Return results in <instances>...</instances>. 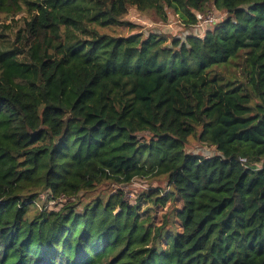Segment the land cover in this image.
I'll return each instance as SVG.
<instances>
[{
    "label": "trees",
    "instance_id": "obj_1",
    "mask_svg": "<svg viewBox=\"0 0 264 264\" xmlns=\"http://www.w3.org/2000/svg\"><path fill=\"white\" fill-rule=\"evenodd\" d=\"M0 264H264V0H0Z\"/></svg>",
    "mask_w": 264,
    "mask_h": 264
},
{
    "label": "rangeland",
    "instance_id": "obj_2",
    "mask_svg": "<svg viewBox=\"0 0 264 264\" xmlns=\"http://www.w3.org/2000/svg\"><path fill=\"white\" fill-rule=\"evenodd\" d=\"M213 16H215L216 19L215 22H217L221 17V12L211 10L210 11ZM207 15V14H205ZM125 20L131 22L134 25L139 26L142 28V31L145 34H149L151 32L162 34L166 36L168 39L169 44L172 43L174 39H181L184 40L186 36L188 35H195L202 37L203 34L208 29L209 25L211 24L209 22L208 16H203L201 19V22L198 26L193 28H186L178 21V19L170 15L169 19L166 23H160L154 19L152 16H145L141 14L137 8L132 7L129 9L128 14L125 18ZM119 33H125L128 34V31L125 27H121L118 29ZM244 60V57H240L239 59L235 60L234 62H231L227 65H223L220 68H217V73H220L225 76L226 79L232 78L237 79L242 82H246L247 78L242 74L244 67L242 66V62ZM187 152L198 154L204 157H210L213 156L215 152L214 147H210L208 145H203L197 142L196 140H191L190 144L188 145ZM160 182H154L151 185L156 186ZM164 182H161L160 185L164 186ZM150 185V182L147 180H136L133 185L124 188L126 190V196L129 200L133 201L135 200L136 194L140 190L147 189ZM53 206V204H51Z\"/></svg>",
    "mask_w": 264,
    "mask_h": 264
},
{
    "label": "built area",
    "instance_id": "obj_3",
    "mask_svg": "<svg viewBox=\"0 0 264 264\" xmlns=\"http://www.w3.org/2000/svg\"><path fill=\"white\" fill-rule=\"evenodd\" d=\"M203 16H208L209 19H211V20H209L210 23H213V22H215V20H216V19H214V18H216V17L213 16V14H212L211 12H209L207 15L204 14V15H201V16H200V22H201V19L203 18ZM200 22H199V23H200ZM198 25H199V24H198ZM198 25H197V26H198ZM240 161H241L242 163H246V160H245V159H241Z\"/></svg>",
    "mask_w": 264,
    "mask_h": 264
}]
</instances>
